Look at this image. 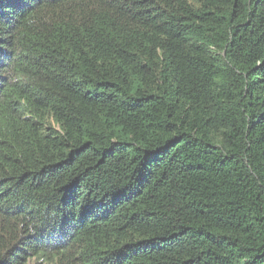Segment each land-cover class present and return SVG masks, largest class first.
Masks as SVG:
<instances>
[{
  "label": "trees",
  "instance_id": "trees-1",
  "mask_svg": "<svg viewBox=\"0 0 264 264\" xmlns=\"http://www.w3.org/2000/svg\"><path fill=\"white\" fill-rule=\"evenodd\" d=\"M0 264H264V0H0Z\"/></svg>",
  "mask_w": 264,
  "mask_h": 264
}]
</instances>
